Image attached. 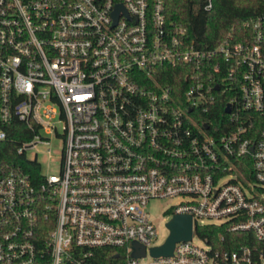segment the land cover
<instances>
[{
  "label": "built area",
  "instance_id": "obj_1",
  "mask_svg": "<svg viewBox=\"0 0 264 264\" xmlns=\"http://www.w3.org/2000/svg\"><path fill=\"white\" fill-rule=\"evenodd\" d=\"M163 7L0 0V143L17 158L0 159V264H264V7L213 48ZM54 138L49 173L36 148ZM173 197L191 236L153 256L145 206ZM206 224L251 238L229 248Z\"/></svg>",
  "mask_w": 264,
  "mask_h": 264
},
{
  "label": "trees",
  "instance_id": "obj_2",
  "mask_svg": "<svg viewBox=\"0 0 264 264\" xmlns=\"http://www.w3.org/2000/svg\"><path fill=\"white\" fill-rule=\"evenodd\" d=\"M210 2L211 8L204 10L206 0H163L165 19L172 25L182 26L185 37L194 46L213 48L229 37L235 41L239 40L240 34H247V29L243 27L244 22L252 19L264 7V0H210ZM0 159L15 162L17 158L12 144L0 143ZM195 233L215 243H218V235H223V246L229 248L240 245L243 242L242 238H251L249 233H229L225 231L224 226L213 224L198 225L195 227ZM112 255L105 254L104 259L113 262L115 260L112 259Z\"/></svg>",
  "mask_w": 264,
  "mask_h": 264
},
{
  "label": "rangeland",
  "instance_id": "obj_3",
  "mask_svg": "<svg viewBox=\"0 0 264 264\" xmlns=\"http://www.w3.org/2000/svg\"><path fill=\"white\" fill-rule=\"evenodd\" d=\"M49 145H39L37 149L36 158L38 161L42 162L43 171L47 172H57L58 168V160L57 157L60 151V143L54 138V140H50ZM49 150V153L46 152ZM33 150L28 154V156L32 155ZM56 161L50 162V157ZM50 162V163H48ZM178 202V199L173 197L171 199H154L149 201L146 206V212L149 214L153 225L156 228V237L153 241L155 245H160L164 242V240L169 235V229L165 226V223L171 218V207ZM193 242L198 245H202L197 239H193ZM142 263L149 262V258L143 257L140 260Z\"/></svg>",
  "mask_w": 264,
  "mask_h": 264
},
{
  "label": "water",
  "instance_id": "obj_4",
  "mask_svg": "<svg viewBox=\"0 0 264 264\" xmlns=\"http://www.w3.org/2000/svg\"><path fill=\"white\" fill-rule=\"evenodd\" d=\"M123 11L124 9L122 8V5L117 4L115 6L114 12H113V19L117 18L118 12ZM226 111L228 108L225 109ZM165 226L169 229V235L163 242L161 246L151 248L150 249V254L155 256V255H162V256H168L172 252V248L174 245L175 241L179 240H189L191 236V218L189 215H180V214H174L171 216V218L165 223ZM133 244V252L131 255L133 257H138L140 255L144 254V247L136 244Z\"/></svg>",
  "mask_w": 264,
  "mask_h": 264
}]
</instances>
